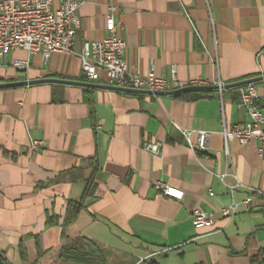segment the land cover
I'll return each instance as SVG.
<instances>
[{
    "label": "crops",
    "instance_id": "0c3cea01",
    "mask_svg": "<svg viewBox=\"0 0 264 264\" xmlns=\"http://www.w3.org/2000/svg\"><path fill=\"white\" fill-rule=\"evenodd\" d=\"M80 29L73 52L14 49L0 58V82L59 79L0 89V254L7 264H73L65 250L95 245L105 264H252L264 254V160L258 142H227L223 129L250 120L235 88L191 90L199 97L149 95L105 88L107 77L86 79L83 41L108 35L114 7L123 59L130 70L182 84L226 85L264 76V0H77ZM60 0H53V7ZM27 60L24 71L14 60ZM264 114V94L256 81ZM210 133L208 148L189 149L182 132ZM192 141L195 137L192 135ZM32 139L44 145L31 148ZM144 142L161 143L158 155ZM224 182L236 186L233 193ZM160 180L180 199L153 188ZM91 195L67 222L70 205ZM211 189L213 196L208 194ZM251 197L227 220L194 229L191 212ZM83 238V239H81Z\"/></svg>",
    "mask_w": 264,
    "mask_h": 264
},
{
    "label": "built area",
    "instance_id": "2783aa9c",
    "mask_svg": "<svg viewBox=\"0 0 264 264\" xmlns=\"http://www.w3.org/2000/svg\"><path fill=\"white\" fill-rule=\"evenodd\" d=\"M105 18V30L108 35L102 39L83 41L80 61L81 68L90 82L99 79V72L104 71L107 77V86L133 91H149L152 95L167 93L182 87L203 86L205 82L190 80L182 84L177 76L175 68H172L168 78L158 76L153 72L140 75L129 69L123 59L125 48L124 40L118 35L117 24L114 21L112 11ZM79 2L77 0H60L58 7H53V0H0V58L14 49H22L28 54H39L46 60L52 53L70 54L73 52L75 37L80 29V17L78 13ZM12 66L17 71H24L28 67L27 60H14ZM264 94V76L260 80ZM222 89V85H217ZM239 103L249 115L250 120L242 127L233 126L223 129L224 154L228 155L227 142L235 138L244 144L250 139L258 142L257 154L264 160V114L258 104L257 83L249 82L236 87ZM185 141L194 153H201L208 148L210 133L205 130L182 132ZM192 135L195 140L192 141ZM44 145L43 140L32 139L31 148ZM161 143L144 142L143 149L152 155H158ZM226 173L218 177L232 194L236 186L224 182ZM153 188L164 196L180 199L182 191L175 189L166 183L155 180ZM208 194L213 196L211 189ZM251 197H246L237 202L232 200L230 204L217 209L204 211L194 209L191 212V224L194 229L213 227L218 214L227 220H231L240 207L248 208L251 205Z\"/></svg>",
    "mask_w": 264,
    "mask_h": 264
},
{
    "label": "trees",
    "instance_id": "16d2710c",
    "mask_svg": "<svg viewBox=\"0 0 264 264\" xmlns=\"http://www.w3.org/2000/svg\"><path fill=\"white\" fill-rule=\"evenodd\" d=\"M186 94H190V95L192 94L191 95L192 98L199 97L198 91H185V92H182L176 95L180 96V95H186ZM93 187H94L93 182L88 181L84 188L81 200L79 202L71 203L67 222H69L72 217L76 216L78 210L81 207H83V201L91 195ZM61 257L72 262L73 264H105L104 252L98 249L95 245H91V250L87 253L84 250H80L79 248L73 249L71 251L65 250L61 253ZM1 258L4 261V263L7 264L4 258L2 257V255H1ZM251 263L252 264H264V254L262 256L259 255L256 257H252Z\"/></svg>",
    "mask_w": 264,
    "mask_h": 264
},
{
    "label": "water",
    "instance_id": "95a60500",
    "mask_svg": "<svg viewBox=\"0 0 264 264\" xmlns=\"http://www.w3.org/2000/svg\"><path fill=\"white\" fill-rule=\"evenodd\" d=\"M262 78L263 77H259V78H255V79H247V80H243V81H239V82H235V83H231V84H226V85H222L221 88L222 89L223 88L224 89L225 88H235V87L241 86V85L249 83V82H256L258 80H261ZM47 82H57V83H63V84H72V85H77V86L92 87V88L103 87V86L95 84V83L45 78V79H36V80L0 82V89L17 88V87H23V86H27V85L47 83ZM105 88L123 91V92H129V93L152 95V93L149 91H133V90H129V89H118V88L111 87V86H105ZM217 88H219L217 85L216 86H208V85L188 86V87H182V88H179V89L167 92V93H158L157 95H175V94H179V93H182L185 91L217 89ZM0 264H5L1 258V255H0Z\"/></svg>",
    "mask_w": 264,
    "mask_h": 264
},
{
    "label": "rangeland",
    "instance_id": "374dc122",
    "mask_svg": "<svg viewBox=\"0 0 264 264\" xmlns=\"http://www.w3.org/2000/svg\"><path fill=\"white\" fill-rule=\"evenodd\" d=\"M134 261H135V259L134 260H131L130 262H127L126 264H132ZM110 264H114V263H111L110 262Z\"/></svg>",
    "mask_w": 264,
    "mask_h": 264
}]
</instances>
